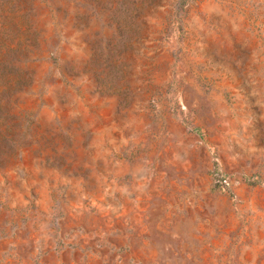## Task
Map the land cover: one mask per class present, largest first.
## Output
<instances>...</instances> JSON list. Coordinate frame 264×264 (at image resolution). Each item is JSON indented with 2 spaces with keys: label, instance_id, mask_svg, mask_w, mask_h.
Listing matches in <instances>:
<instances>
[{
  "label": "rangeland",
  "instance_id": "rangeland-1",
  "mask_svg": "<svg viewBox=\"0 0 264 264\" xmlns=\"http://www.w3.org/2000/svg\"><path fill=\"white\" fill-rule=\"evenodd\" d=\"M0 264H264V0H0Z\"/></svg>",
  "mask_w": 264,
  "mask_h": 264
}]
</instances>
